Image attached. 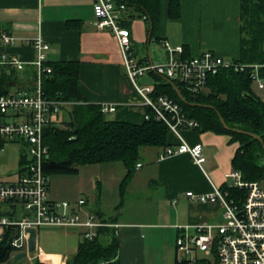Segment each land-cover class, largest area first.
<instances>
[{
  "label": "crops",
  "instance_id": "0c3cea01",
  "mask_svg": "<svg viewBox=\"0 0 264 264\" xmlns=\"http://www.w3.org/2000/svg\"><path fill=\"white\" fill-rule=\"evenodd\" d=\"M92 2L0 0V33L7 32L14 37L12 43L4 44L0 40V52L12 53L23 61H30L35 57L30 41L41 35L49 46L46 60L79 61V89L87 102L115 103L116 108L108 114L107 119L139 123L143 112L140 97L131 89L125 75L114 35L109 29L94 25ZM239 4V0H180L179 15L170 18L167 14V0H162L158 42L161 46L162 41L168 42L171 47L181 46L187 53L184 57L210 50L224 57L237 58L240 39ZM125 12L126 16L131 13L128 8ZM128 29L135 58L141 62H155L149 48L155 39L149 35L150 28L145 19L130 17ZM164 51L163 61L166 59V49ZM31 66L26 63L17 70L23 72ZM148 78L141 83L149 82ZM17 87L11 88L10 92L18 91ZM66 110L67 107L62 108L59 114L62 121L65 120ZM3 118L0 114V120ZM181 134L189 143H201L204 163L209 172L205 169L203 172L187 153L157 160L161 147L146 146L140 150L141 166L136 168L127 184L121 204L118 205L119 183L125 167L118 168L115 161L88 164L91 167L87 170L90 177L88 183L79 167L78 173L71 178L50 177L49 198L74 200L83 197L88 209L99 211L108 221L118 224L115 231L118 250L114 264H165L155 254L151 255L149 249L161 240L162 235H166V231L174 239L177 232L175 224L213 221L219 217V204L190 201L185 192H207L211 189V182L222 185L225 181L224 173L231 169V158L238 146L237 142L230 141L229 135L211 130L182 129ZM170 138L174 139L173 136ZM145 154L148 157L147 171L142 170V155ZM15 172L14 178L10 180L17 176V169ZM3 173L0 182L9 181L4 170ZM89 188L97 189L93 199L87 193ZM129 195L146 203L154 202V209L123 211L122 206ZM109 197L112 201L108 204ZM173 199L176 201L173 202ZM111 205L113 208L108 211L106 208ZM0 209L6 210V205L0 203ZM79 239V234L72 228L38 226L35 234L36 248L26 257V264H32L35 258L47 264H64L65 259L76 251ZM174 259L175 252L173 263ZM23 260L14 264H22Z\"/></svg>",
  "mask_w": 264,
  "mask_h": 264
},
{
  "label": "built area",
  "instance_id": "2783aa9c",
  "mask_svg": "<svg viewBox=\"0 0 264 264\" xmlns=\"http://www.w3.org/2000/svg\"><path fill=\"white\" fill-rule=\"evenodd\" d=\"M126 5L116 0H93V23L97 28L109 29L115 37L122 57L125 75L131 89L138 94L141 104L148 106L155 117L162 120L169 128L173 140L162 146L157 160L168 156L187 153L192 162L203 172L205 156L200 142L189 143L181 134L182 129L197 127L193 118L184 115L181 107L167 95L152 96L154 81L150 72H157L168 79L182 82L185 88L195 92L202 90L209 74L223 68L244 71L251 67L249 75L262 88V80L257 76L259 64L236 63L232 58L218 55L210 50L182 56V47H170L166 41L163 62H141L135 58L131 49L130 31L121 25L126 16ZM0 40L12 43L14 37L0 33ZM35 57L23 61L15 54L0 52V63L21 69L24 64H32L35 69L32 89H21L7 94H0V135L7 140L24 143L26 164L14 180L0 182V203L5 204L10 214L0 216L2 226L16 225L18 234L10 245L14 252L26 248L27 228L54 226L72 228L80 238L91 239L101 227H110L116 233L118 224L108 221L102 215L87 208L83 197L74 200H52L49 198L50 176L41 170L42 159L47 156V145L42 139V129L48 124L61 125L60 113L67 102L50 99L42 91L41 77L50 67L44 66L48 43L37 35L30 41ZM142 77H150L146 83L138 82ZM115 103H100V109L108 116L115 110ZM142 112V119L148 118ZM141 166L136 162L135 167ZM225 189L211 182L207 192L187 190L185 195L190 201L219 204L221 212L213 221L175 224L174 251L177 260L195 261L198 259L216 260L217 264H264V177L254 181L242 179L239 170L232 168L224 173ZM242 190L236 197L229 196L228 188ZM176 199H173L175 202Z\"/></svg>",
  "mask_w": 264,
  "mask_h": 264
},
{
  "label": "trees",
  "instance_id": "16d2710c",
  "mask_svg": "<svg viewBox=\"0 0 264 264\" xmlns=\"http://www.w3.org/2000/svg\"><path fill=\"white\" fill-rule=\"evenodd\" d=\"M126 5L131 13L121 25L128 28L129 18L143 17L155 41L160 39V12L162 0H116ZM239 54L232 58L236 63L259 64L257 76L263 86L257 93L249 75L251 67L244 71L223 68L206 78L204 88L189 91L182 82L168 79L151 71L154 81L152 96L167 95L182 109L185 116L197 122V131L211 130L229 135L231 142L238 146L231 158V167L240 171L242 179L254 181L264 177L262 153L264 148V0H239ZM167 14L170 18L179 15L180 0H167ZM182 56L187 53L183 48ZM50 67L41 77L43 93L50 99L67 101V118L63 125L48 124L42 129V139L47 145L46 158L42 159L41 170L51 175H76L79 165L120 161L125 173L119 183V204L123 201L124 190L136 171V162L141 161V148L162 147L169 144L172 136L168 126L155 117L150 107L142 105L149 117L141 122L107 119L99 103L87 102L79 89V61L45 60ZM26 68V67H25ZM35 69L33 66L19 72L15 67L0 63V94H7L11 88L32 89ZM176 88L180 91L181 99ZM205 89V90H204ZM64 108V106H63ZM222 119L229 127L238 128L260 136L257 139L249 134L225 128ZM10 140L0 135V149ZM16 141V140H11ZM24 144V143H22ZM26 164L24 153L18 157L17 172ZM223 189L226 188L224 183ZM229 196L236 197L242 190L228 188ZM102 215L99 211H94ZM10 214L0 209V216ZM108 219V218H107ZM0 239V264H9L13 247L11 240L17 236L16 225L2 226ZM9 244V247H6ZM118 239L110 227H101L95 237L80 238L76 251L69 255L64 264H114L117 255ZM32 264H47L35 258ZM173 264H217L216 260L198 259L195 261L177 260Z\"/></svg>",
  "mask_w": 264,
  "mask_h": 264
},
{
  "label": "rangeland",
  "instance_id": "374dc122",
  "mask_svg": "<svg viewBox=\"0 0 264 264\" xmlns=\"http://www.w3.org/2000/svg\"><path fill=\"white\" fill-rule=\"evenodd\" d=\"M168 43V42H167ZM168 45L171 47V45L168 43ZM150 48V53L151 56L153 58V60L155 62L158 61H163L164 60V54H165V49L163 48V46H161L160 42L158 41H153L150 43L149 45ZM141 52V51H140ZM148 77H143L142 79H138V82H144L147 81ZM128 79V78H127ZM129 81V80H128ZM130 83V82H129ZM131 86V84H130ZM253 89L257 92V93H261V90L258 88L256 82L254 81L252 84ZM136 93V92H135ZM137 94V93H136ZM67 102V101H65ZM70 103H66L64 107H69ZM67 118V113L64 112V119ZM63 125V121L61 123ZM148 148H153V146H148ZM153 150V149H151ZM25 151V146L24 144H22L20 141H9L7 143H5L4 147L2 149H0V177H4L2 174L3 170L5 171V173L7 174V178L10 180L12 178H14L15 176V170L17 169V155L18 153L22 152L24 153ZM143 157V162L144 165L142 167V170L147 171L148 170V157L147 155H142ZM116 166H118V168H122L123 165L120 161H115ZM79 168L82 171V175L84 180H86V182L88 183L90 180L89 175L87 174V170L90 167V165L88 164H84V165H79ZM203 169L206 170V172L208 170V168L206 167V163L203 164ZM2 175V176H1ZM62 176H66L68 178H71L73 175H51L50 177H55V178H60ZM141 179L143 180V176H141ZM51 181V179H50ZM55 184L58 185V182L55 179ZM67 184H65L64 187H66ZM88 195L90 197V199H93V197L97 194V189H91L89 188L88 190ZM108 200V204L110 203V197L107 199ZM148 207V208H146ZM155 205L154 202H148L146 203L145 201H139L138 199H136L133 195H129L127 196V199L125 200L123 206H122V210H129V211H134V210H152L154 209ZM113 206H109L108 208H106L108 211L109 209H112ZM161 220V218H160ZM170 234L167 233L166 231V235L161 237V240H159L156 244H154L151 249H149V252L151 253V255H154L156 257H158L159 259H162V261L165 264H173V257H174V239L173 237L171 238L169 236ZM35 251V250H34ZM23 262L26 264L28 261L26 260V258H24ZM22 262V264H23Z\"/></svg>",
  "mask_w": 264,
  "mask_h": 264
},
{
  "label": "water",
  "instance_id": "95a60500",
  "mask_svg": "<svg viewBox=\"0 0 264 264\" xmlns=\"http://www.w3.org/2000/svg\"><path fill=\"white\" fill-rule=\"evenodd\" d=\"M149 35H150V32H149ZM148 35V37H149ZM176 92L178 94V96L183 99L180 91L176 88ZM223 126L225 128H229V129H232V130H235V131H238V132H242V133H246V134H249L259 140L260 139V136L255 134V133H251V132H248V131H245V130H241V129H238V128H234V127H229L227 124H225V122L220 119ZM262 164L264 166V148H263V153H262ZM27 231H28V236H27V239H26V248L24 250H21V251H18V252H14L10 257L9 259L7 260V262L9 264H14V263H17L19 261H21L23 258H26L29 256L30 253L34 252L36 246H35V234H36V228L35 227H29L27 228ZM2 238V232H0V239ZM6 247L8 248L9 247V244H6Z\"/></svg>",
  "mask_w": 264,
  "mask_h": 264
}]
</instances>
